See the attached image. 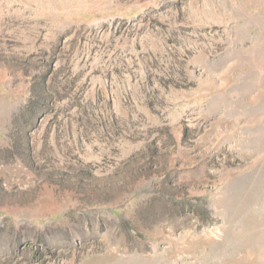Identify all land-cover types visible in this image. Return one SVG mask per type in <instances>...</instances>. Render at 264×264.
Segmentation results:
<instances>
[{
    "label": "rangeland",
    "instance_id": "374dc122",
    "mask_svg": "<svg viewBox=\"0 0 264 264\" xmlns=\"http://www.w3.org/2000/svg\"><path fill=\"white\" fill-rule=\"evenodd\" d=\"M0 264H264V0H0Z\"/></svg>",
    "mask_w": 264,
    "mask_h": 264
}]
</instances>
